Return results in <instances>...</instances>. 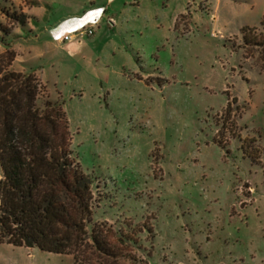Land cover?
Instances as JSON below:
<instances>
[{"label":"rangeland","instance_id":"374dc122","mask_svg":"<svg viewBox=\"0 0 264 264\" xmlns=\"http://www.w3.org/2000/svg\"><path fill=\"white\" fill-rule=\"evenodd\" d=\"M35 1L0 0L12 69L62 104L96 197L153 229L109 263L264 264V0ZM0 264L74 256L0 241Z\"/></svg>","mask_w":264,"mask_h":264},{"label":"trees","instance_id":"16d2710c","mask_svg":"<svg viewBox=\"0 0 264 264\" xmlns=\"http://www.w3.org/2000/svg\"><path fill=\"white\" fill-rule=\"evenodd\" d=\"M2 12L16 24L28 19L24 12ZM12 30L0 22V241L70 254L74 264H110L135 249L150 258L153 247L141 242L153 229L123 210L116 213L110 192L96 197V179L75 157L62 104L45 100L39 107L34 71L12 69Z\"/></svg>","mask_w":264,"mask_h":264},{"label":"built area","instance_id":"2783aa9c","mask_svg":"<svg viewBox=\"0 0 264 264\" xmlns=\"http://www.w3.org/2000/svg\"><path fill=\"white\" fill-rule=\"evenodd\" d=\"M94 35V29L93 27L88 28L87 30H82L76 35H71V36H65L64 40L67 42L73 41L76 37H90Z\"/></svg>","mask_w":264,"mask_h":264},{"label":"crops","instance_id":"0c3cea01","mask_svg":"<svg viewBox=\"0 0 264 264\" xmlns=\"http://www.w3.org/2000/svg\"><path fill=\"white\" fill-rule=\"evenodd\" d=\"M34 2H36L35 0H33V4L35 5V3ZM25 10V9H24ZM24 13H25V11H23ZM102 20L101 19H97V18H95V19H93V21L90 23L91 25H93V23H95V24H102V22H101ZM12 49L15 51L16 50V45H13V47H12ZM21 72L22 71H24V69H21L20 70ZM36 73V72H35Z\"/></svg>","mask_w":264,"mask_h":264}]
</instances>
